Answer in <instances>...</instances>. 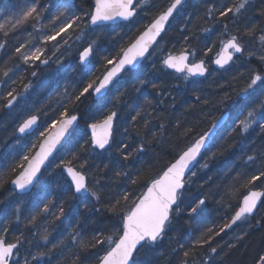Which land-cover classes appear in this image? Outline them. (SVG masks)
I'll use <instances>...</instances> for the list:
<instances>
[{"label":"snow or ice","instance_id":"snow-or-ice-1","mask_svg":"<svg viewBox=\"0 0 264 264\" xmlns=\"http://www.w3.org/2000/svg\"><path fill=\"white\" fill-rule=\"evenodd\" d=\"M197 2L203 4L202 9L185 13L188 0H83L86 7L76 0H0V51L8 57L0 62L3 109L12 110L27 101L31 82L14 79L21 66L62 64L64 53L71 54L75 49V64L69 67L77 74L58 92L57 108L29 109L16 124L12 135L17 145L35 137L27 151L12 146L0 153V160L7 162L0 171V188L10 184L9 194L23 197L39 186L28 203L26 227L32 237L20 233L9 239L7 224L0 227V264H52L57 256L64 258L57 264H154L147 256L138 259L141 252L154 253L183 213L193 219L206 210L223 214L219 221L197 228L195 235L189 233L194 238L187 246L181 243L172 252L180 256L178 264H216L221 253L247 249L252 233L264 228V216L258 217L264 206V6L254 7L253 0ZM249 8L254 9V20L242 31L232 32L228 22L235 24ZM193 17L210 26L201 27ZM141 21L146 22L134 27ZM174 23L180 24L178 49L176 43L165 40ZM219 26L223 30L218 44H205L198 58L193 41L200 40L201 33L216 32ZM116 27L127 29L123 36L116 33L121 41L127 39L112 53L102 41L107 38L105 29L115 32ZM116 36L112 37L114 41ZM214 48L211 63L216 67L210 71L208 59ZM157 58L159 70L177 74L185 84L184 91L190 92V102L182 104L183 111L175 119L165 115L167 108L156 107L171 98L169 106L176 111L175 97L149 77L148 65L155 69ZM253 60L258 67L251 66ZM234 67L227 81L231 91L218 82L215 93L199 87L202 79L214 72H230ZM31 76L36 77L37 72L32 71ZM130 82H134L138 97L134 104L126 105L131 110L122 115L116 105L123 103L126 93L121 88ZM149 87L156 93L155 106L144 91ZM226 107L234 115L222 111ZM42 116L46 117L43 122ZM205 122L206 128L202 127ZM256 128L262 143L257 146L253 141L242 163L230 169V183L222 191L216 185L213 192L209 177L200 184L208 194L184 204L185 192L196 182L198 172L208 170L210 162L234 147L229 141L232 133L246 137ZM228 129L231 131L224 141L210 151ZM117 134L124 139H117ZM149 152L152 158L145 160ZM161 154L170 159L150 174ZM105 155L108 163L103 168L92 162L94 156ZM52 165L63 177L57 184V195L73 200L68 210L62 202L50 198L52 189L42 179ZM108 172L114 178H123L131 188L120 185L115 191ZM241 189L245 192L242 196ZM209 197L217 204L214 210L208 208ZM93 202L100 207L90 206ZM12 203L15 221L19 222L25 202ZM81 204L83 212L79 211ZM98 213L106 219V225L89 234L86 225ZM57 221L56 229L46 226ZM25 245L27 255L22 257L20 250ZM251 264H264V247L257 246Z\"/></svg>","mask_w":264,"mask_h":264},{"label":"trees","instance_id":"trees-1","mask_svg":"<svg viewBox=\"0 0 264 264\" xmlns=\"http://www.w3.org/2000/svg\"><path fill=\"white\" fill-rule=\"evenodd\" d=\"M43 2V0H42ZM90 2V0H89ZM76 3L78 5H83V0H76ZM254 7L256 6H264L261 5V0H253ZM196 8H203L202 3H198L197 0H191L187 4V6L183 9L185 13L194 12ZM185 17H182L181 19H185ZM254 20V9L249 8L245 13L242 14L241 17H239L236 20V23L233 24L231 21H229V29L232 32H235L237 29H240L241 31L246 26V24L252 22ZM146 21H141L140 24L135 25L134 27H139ZM193 22L200 23L201 27H206L210 25L204 24L202 21H196L195 17H193ZM264 22V18H262V21ZM47 23V21H45ZM180 27L179 23H174L173 28L169 31L168 36L165 38L166 41H172L176 43L177 49L180 47V33L177 31V29ZM191 27V25H189ZM222 26H219L216 30V32L212 34H204L201 33V38L198 41H193L192 47L195 48L198 52V58L199 55L202 54L204 45L207 44L208 46H212L213 43L219 42V33L222 31ZM29 31L31 29L29 28ZM127 31L125 28L116 27L115 32H111L107 29H105V34L107 36L106 39L102 41L103 45L108 49L109 52L114 53L119 46H122V44L126 41L127 37H125V41L120 40V36H116V33H119L121 36L124 35V33ZM26 37V33L24 34ZM113 36H116V40L114 41L112 39ZM15 43V41L10 42V46L8 49V52H11V44ZM169 48H171V44L168 45ZM215 48L213 53L209 54L208 64L210 71L214 69L213 64L211 63V57L214 55ZM7 55L0 51V62L7 59ZM62 64L57 63H50L47 67L40 66L39 68H27L26 66H21V69L16 72V76L14 79H17L18 81H22V83H28L31 82V89L26 94L27 101H22L20 104H18L16 107H14L12 110H6L3 109V105L0 104V153H4L8 150L9 147L15 146L16 149H21L23 147V151H27V147L31 145V143L35 140V137H30L26 140H22L21 144L17 145L15 143V138L13 137L12 133L14 131V128L16 124L19 122V120L22 118L24 114L27 113L29 109L35 110L36 108H57V101L59 100L58 92L62 91L66 80L67 82H72L74 79L77 78V74L73 73L70 65L75 64V54L71 58L64 59V56L61 57ZM147 63V62H146ZM240 62L238 61L237 64ZM149 77L154 82L161 84L162 86L167 88L168 92H171L172 96L175 97V105H176V111L173 112L172 108L169 106L173 103L171 98H166V103L163 106H156L157 110H159L160 107L167 108V112L165 115L168 117V119H175L176 117L180 116L181 111H183L182 104H184L185 101H189L190 92H185V84L183 80L177 79V75L170 73L168 71H161L159 59H156V68L152 69L151 64L149 63ZM251 66L258 67L259 65L255 60L252 61ZM97 68H99V64H97ZM101 71L103 69H100ZM235 67L230 72H224L223 70L216 71L212 75L208 76L207 79L202 80V83L199 85V87L205 89L206 93H215L218 91L216 88L217 82L220 84L225 85V90L231 91L230 88L227 87V81L231 79V75L235 72ZM36 71L37 76L32 77L31 72ZM134 82H130L128 84H125L121 91L125 92V96L123 97V103H120L116 105L117 110L121 111L122 115H126L131 109L130 107H126V105H132L137 101L138 93H136L134 87ZM179 87H175V86ZM18 88L21 86V84L16 85ZM189 87H191L189 85ZM148 94V98L153 100V104L155 106L156 102V93L151 87L144 90ZM223 94L222 92L220 93ZM167 95V94H165ZM140 103H143V97H140L139 100ZM190 102V101H189ZM231 103V102H229ZM83 111V109H81ZM104 109H101V112H103ZM222 111H228L232 115H234V112L230 109V107H226L225 109H222ZM51 112H49V116H51ZM134 114V113H133ZM217 115L219 112L216 113ZM99 118V114L97 116ZM46 119V117L42 116V122ZM127 126V125H126ZM81 127H84V122H81ZM202 127H207V122H205ZM231 129H228L223 133V135L220 137V139L217 141L215 145H213L212 149L210 151H214L216 147H218L223 141L224 137L228 136V132H230ZM87 139V137H85ZM117 139H124L123 136H120L117 134ZM229 141L231 144L234 145V147L226 150L222 155L218 156L217 159L214 162H210V167L208 170H204L202 172H198V178L196 179V182L191 185V187L188 189V191L185 192V200L184 204L189 203L193 199H195L199 195H207V189H201L200 184L203 183L205 180H207L209 177H211V183L213 185L212 191L215 192L216 185L221 186V191L223 190V186L230 183L228 176L230 173V169H232L234 166H238L242 163V157L244 153L248 152L249 149L253 145V141H255V144L259 146L261 141L260 136V130L259 128H256L255 131L250 130V132L247 134L246 137L240 136L238 133H232L231 137L229 138ZM115 150V145L113 146V151ZM152 153L149 152L148 156L145 157V160L151 159ZM205 158H207V154H205ZM170 159L169 156L161 154L158 158H156L155 163L156 167L153 169V173L159 171L164 167V165L167 163V161ZM92 162L95 165H99L101 168H103V165L105 163H108V159L105 156L103 157H93ZM0 164L3 165V167H0V171H3L4 167L7 166V162L0 160ZM137 168L141 167V165H136ZM59 170L54 169V165H52L49 168L48 172L44 173L43 180L48 182L49 187L52 189V199L57 200V203H63L66 210L69 209L70 205L73 204V200L70 196H64V195H57L59 192V189L57 188V184L62 181L63 177L58 175ZM133 174H135V171L133 170ZM108 177L112 180H114V183H112L111 187L115 191L120 190V185H125L129 188H131L130 185H127V181H125L123 178H114L112 175V172H108ZM146 178V177H145ZM38 187L34 191L37 192ZM143 189H141L142 191ZM105 193L108 191L106 188ZM11 192V185H5L3 188H0V227L5 226L7 224L9 228V239H12L15 235H19L20 233H24L26 237L31 239L32 233L28 230L26 227V218L28 216V212L30 211L28 207V203L32 199V195L29 196H23L18 197L15 193L9 194ZM245 194L244 190H240V195L242 196ZM216 199H219V197H216ZM20 200H23L25 203L22 205V212H21V219L19 222L15 221V216L13 215L15 211V205L12 203V201L19 202ZM236 201L233 200V204H235ZM94 207H100V205H95L93 202ZM182 208L184 205L181 206ZM209 209H216L217 204L214 200H212L211 197H209ZM55 211V209H53ZM79 211H84V206L81 204L79 206ZM223 213H216L215 211L206 212L202 214L201 217H194L193 219H189L186 213H183L178 219L174 220L173 222V230L169 233L168 237L159 245V247L156 249L154 253H148L145 254L143 251L141 252V255L138 259H144L147 257L152 258L154 261V264H178V261L180 259V256L172 252V248L179 249V245L181 243L187 244L190 242L191 239L194 238V235L196 234L197 228H202L205 223H211L212 221H219L220 216ZM204 216L210 217L209 219L205 220L203 219ZM259 216H264V206L260 212ZM49 220L52 218L49 216ZM59 221H57L55 224H47L50 228L56 229L57 225H59ZM106 225V219L101 216V214H97L96 216H93L92 219L87 223L86 225V232L89 234L92 232L93 229H103ZM65 228L67 225L64 226ZM237 231H240V229H237ZM189 233H193V236H189ZM53 236H57V232L53 231ZM262 236H264V228L260 229V231L253 232L251 237L248 239L247 244L248 248H239V249H233L230 251L228 255H224V253H221L219 256L216 257V264H251L252 256L255 254L257 246L264 247V241H262ZM175 238L173 242L170 243L172 238ZM229 237H225L224 240H228ZM28 248V245H25L24 248H21L20 255L23 257L27 255L26 249ZM31 251L35 252L36 249H31ZM182 252V250H180ZM162 254V255H161ZM66 255H69L66 253ZM83 255V254H82ZM63 257L57 256L52 260V264H57V260L63 261ZM23 264V262H22Z\"/></svg>","mask_w":264,"mask_h":264},{"label":"water","instance_id":"water-1","mask_svg":"<svg viewBox=\"0 0 264 264\" xmlns=\"http://www.w3.org/2000/svg\"><path fill=\"white\" fill-rule=\"evenodd\" d=\"M191 0H188V3L190 2ZM187 3V4H188ZM117 24H121V23H123V22H120V21H117L116 22ZM214 67H216L215 65H214ZM168 71H170V72H172L171 70H168ZM173 73V72H172ZM202 79V78H201ZM13 186H11V188H12ZM34 190H35V188H33L32 190H31V192H29L28 193V195H30V194H32L33 192H34ZM28 195H26V196H28ZM0 214H1V209H0Z\"/></svg>","mask_w":264,"mask_h":264},{"label":"rangeland","instance_id":"rangeland-1","mask_svg":"<svg viewBox=\"0 0 264 264\" xmlns=\"http://www.w3.org/2000/svg\"><path fill=\"white\" fill-rule=\"evenodd\" d=\"M75 54V49L72 50L71 54L64 53V59L71 58Z\"/></svg>","mask_w":264,"mask_h":264},{"label":"bare ground","instance_id":"bare-ground-1","mask_svg":"<svg viewBox=\"0 0 264 264\" xmlns=\"http://www.w3.org/2000/svg\"><path fill=\"white\" fill-rule=\"evenodd\" d=\"M262 208H263V206L260 208V212H261ZM260 212H259V214H260ZM259 214H258V215H259Z\"/></svg>","mask_w":264,"mask_h":264}]
</instances>
